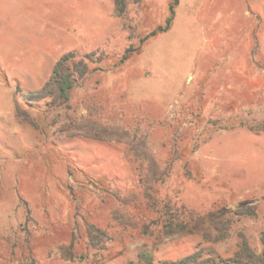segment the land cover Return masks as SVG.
I'll list each match as a JSON object with an SVG mask.
<instances>
[{"label":"rangeland","instance_id":"obj_1","mask_svg":"<svg viewBox=\"0 0 264 264\" xmlns=\"http://www.w3.org/2000/svg\"><path fill=\"white\" fill-rule=\"evenodd\" d=\"M168 3L130 0L118 17L114 0H0V264L226 259L242 237L262 252L264 0H177L140 43ZM69 51L103 58L66 103L26 102ZM152 162L169 166L156 199L190 214L182 232L141 231L137 166ZM86 223L106 239L89 244Z\"/></svg>","mask_w":264,"mask_h":264},{"label":"trees","instance_id":"obj_2","mask_svg":"<svg viewBox=\"0 0 264 264\" xmlns=\"http://www.w3.org/2000/svg\"><path fill=\"white\" fill-rule=\"evenodd\" d=\"M130 0H114V13L118 17H122L126 13V5ZM177 0H169L168 3V15L162 25L152 29L149 33L140 38V43L145 41L148 37L154 36L157 33L166 31L175 15V7ZM131 46L127 47L118 60L123 62L129 52L132 50ZM95 52H88L75 60L76 52L69 51L60 56L55 62L49 78L36 91H30L23 94L26 102L40 101L45 98H49L51 102L57 104H64L69 100L70 90L75 85L78 79H82L89 72L88 62H101L102 55H98L96 59H93ZM17 92L20 89L17 87ZM16 116L20 119L27 121L31 125H35L32 118L23 111L17 104H15ZM169 172V166L159 167L156 163L152 162L143 166L139 164L137 166V173L139 183L142 189V194L145 199L146 209L152 216L148 217V220L142 226L143 233H150L152 230L150 227L154 225L157 227L159 233L162 235H171L182 232L188 229L190 225V214L183 212V207L175 211V214H171V207L169 203H161L156 198L155 185L162 182ZM162 204V205H161ZM252 209V208H251ZM237 215H252L254 211L249 209L236 210ZM145 220V219H144ZM86 234L91 245H98L106 239L104 230L99 229L94 224L86 223ZM262 252L255 254L247 244L244 237L241 239L239 249L233 254V256L223 259L216 255L205 254L202 249H197L194 252L185 255L175 260H162L154 261L153 257L145 251L138 253V259L141 264H264V231L261 233ZM73 246V240L67 247L65 253L70 254V250Z\"/></svg>","mask_w":264,"mask_h":264}]
</instances>
